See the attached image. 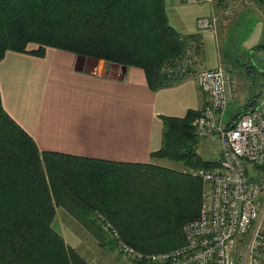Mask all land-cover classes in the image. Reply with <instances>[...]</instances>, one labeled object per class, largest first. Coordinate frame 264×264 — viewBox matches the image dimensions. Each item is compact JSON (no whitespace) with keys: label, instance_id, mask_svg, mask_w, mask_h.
<instances>
[{"label":"trees","instance_id":"1","mask_svg":"<svg viewBox=\"0 0 264 264\" xmlns=\"http://www.w3.org/2000/svg\"><path fill=\"white\" fill-rule=\"evenodd\" d=\"M163 4L0 0V59L12 49L38 56L46 47L63 48L77 56L142 68L155 88L164 84L162 62L180 53L185 41L168 23ZM194 115L188 111L167 117L162 144L152 155L196 167L217 164L197 154ZM200 190V179L172 167L40 150L0 99V264H90L52 227L58 206L88 229L100 231L112 245L95 220L97 212L140 251L180 247L184 224L199 214Z\"/></svg>","mask_w":264,"mask_h":264},{"label":"crops","instance_id":"2","mask_svg":"<svg viewBox=\"0 0 264 264\" xmlns=\"http://www.w3.org/2000/svg\"><path fill=\"white\" fill-rule=\"evenodd\" d=\"M227 1L164 0L163 5L168 23L185 40L184 45L187 41L195 43L201 66L226 63L222 56L226 53L231 57L229 71L230 66L241 65L233 59L231 35L241 30L237 17L244 14L247 0L237 1L233 14L220 17L214 31L198 29L196 23L197 18L223 7ZM76 57L63 48L46 47L38 56L7 50L0 59L2 106L40 150L114 161L154 162L157 157L152 152L162 144L164 120L182 117L188 111L197 115L203 106L204 95L194 79L183 78L152 88L142 68L126 66L122 74L118 68L109 69L114 75L106 74L105 62L101 71L84 62L80 63L83 68H78ZM239 76L240 73L238 77L231 73L229 76L235 87L230 101L234 105L244 90ZM199 148L204 150V146ZM70 218L68 214V221ZM78 238L81 242L82 237Z\"/></svg>","mask_w":264,"mask_h":264},{"label":"built area","instance_id":"3","mask_svg":"<svg viewBox=\"0 0 264 264\" xmlns=\"http://www.w3.org/2000/svg\"><path fill=\"white\" fill-rule=\"evenodd\" d=\"M232 12L228 4L213 9L197 18L198 29L214 31L219 17ZM260 56L264 64V49ZM159 68L164 84L191 78L204 95L191 125L198 140L215 143L218 163L187 170L204 183L199 214L182 228L183 245L153 253L127 244L101 213L95 220L133 264H264V95L245 112L224 115L235 93L230 73L221 66H201L193 41Z\"/></svg>","mask_w":264,"mask_h":264},{"label":"rangeland","instance_id":"4","mask_svg":"<svg viewBox=\"0 0 264 264\" xmlns=\"http://www.w3.org/2000/svg\"><path fill=\"white\" fill-rule=\"evenodd\" d=\"M237 1L243 3L244 0H229L225 5L228 4L234 9ZM245 4L247 6L244 14H240L237 17L238 21H240L241 30L238 32L234 31L235 35H231V40H233L234 43H232L230 47L232 50L231 52H233V59H236L238 64L241 65H239V68L236 66L229 67L231 75L237 74L238 77V73L241 74L239 78L243 82L244 90H239L241 93L240 98L235 101L236 105L231 104L230 102L224 115H239L247 110L249 105H247L246 101L253 99L252 101L255 103V101L257 102V100H260L264 95V64L262 63L260 56L264 49V46L262 45L264 44V7L259 0H247L245 1ZM221 7H218L215 10L219 11ZM222 56L227 64L222 63L217 66H221L228 70L227 68L231 64V57L226 53H222ZM232 65H234V63H232ZM199 145L204 146L205 151L202 150V148L200 149ZM195 149L198 152L197 154L204 159L214 160L218 158V150L215 143L198 140V143L195 144ZM159 159L160 158L158 157L155 158L152 163L175 168L179 170V172L188 176H190V174L187 170L196 167L184 164L181 161L174 162L167 159V161L164 162L166 158H164V160L162 158ZM203 187L204 183L201 181V190ZM66 211L67 210L62 209L60 206L56 208V215L53 221H51L52 227L62 235L68 245L76 249L84 258L89 260L91 264H133V261L123 256L122 253L120 254V252L112 246L111 242L107 240L106 236L99 233L100 231L88 229L80 221L76 219L75 221L72 220L71 216L68 221V214ZM79 227L81 230H79ZM83 228H85L86 231L83 230ZM79 232H82L83 234L81 235ZM79 236L82 237L83 241L81 240L80 242V239L78 238Z\"/></svg>","mask_w":264,"mask_h":264},{"label":"water","instance_id":"5","mask_svg":"<svg viewBox=\"0 0 264 264\" xmlns=\"http://www.w3.org/2000/svg\"><path fill=\"white\" fill-rule=\"evenodd\" d=\"M76 59L79 62L78 68H83V66L80 63L83 64V62H84L87 64V66H93L94 68H96L97 70H100V71L102 69L101 67H102V64L104 62L101 58L100 59L92 58V57L87 58V57L81 56V55L77 56ZM106 66H108V68L103 69L106 74H109V73L113 74V73H111V71L109 69H117L118 68V69H120L121 74L124 73L125 69H126L125 65H119L117 63H112V62H107Z\"/></svg>","mask_w":264,"mask_h":264}]
</instances>
